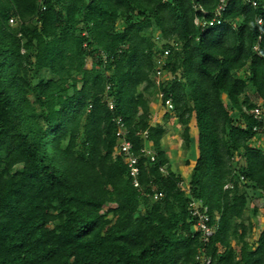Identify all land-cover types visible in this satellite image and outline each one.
I'll return each instance as SVG.
<instances>
[{"label": "trees", "instance_id": "trees-1", "mask_svg": "<svg viewBox=\"0 0 264 264\" xmlns=\"http://www.w3.org/2000/svg\"><path fill=\"white\" fill-rule=\"evenodd\" d=\"M217 2L0 0V264H264V202L256 233L245 217L247 189L264 200V152L250 144L261 123L245 94L264 103V0H229L220 23L195 25L196 7L207 19ZM164 49L170 76L156 84ZM157 89L185 145L195 115L187 185L149 122ZM113 116L138 152L135 177L113 154ZM144 131L153 160L139 153Z\"/></svg>", "mask_w": 264, "mask_h": 264}, {"label": "built area", "instance_id": "built-area-1", "mask_svg": "<svg viewBox=\"0 0 264 264\" xmlns=\"http://www.w3.org/2000/svg\"><path fill=\"white\" fill-rule=\"evenodd\" d=\"M229 0H218L217 5L215 9L211 13L210 18H205L204 16L207 14V11H205L201 7H196L198 11L201 13V15L196 14L194 18L195 25L204 28L208 26H213L217 23H220L221 21V13L225 9L227 3ZM252 4H255L254 2ZM9 22H13V18L9 19ZM262 22V18L257 19V23L260 24ZM169 50L164 49L162 56H156L155 57V63L154 67L156 69V75H160L161 73H164L163 66L166 63V56L168 55ZM102 62L104 65L108 63V58L105 55H102ZM159 80L156 81V84H159ZM108 86L106 87V90H108ZM106 93V92H105ZM102 96V100L106 103L109 110H114V102L112 100L111 95L105 94ZM159 97L162 100V92L159 91L158 93ZM110 96V97H109ZM163 105L166 107L167 110L172 109L173 104L171 102L170 98H166L162 100ZM252 116L258 120L261 125L260 126H254V130L257 132V135L260 136L263 135L264 130V104L262 103H256V105L250 110ZM113 122L115 125V135H116V145L114 147L113 154L120 155L127 166L129 167V174L133 177H135L138 173V166H137V160H138V152L134 151L133 145L131 140L128 137V130L126 125L124 124L121 116H113ZM262 133V134H261ZM140 137L143 142V146L140 148L139 153L143 154L145 156H148L150 160H153L154 158V151L151 149L149 143L147 142V134L146 132L140 133ZM255 146V145H254ZM264 152V149H262ZM163 170V168H161ZM134 185H137L135 178L133 179ZM201 200H197L191 197V199L188 202V209L192 214L193 220L195 221L194 228L200 230L202 233L204 239L207 240V237L210 236L213 232L212 226L207 224L208 216L204 211L199 210V203ZM205 262L208 263L209 259H205Z\"/></svg>", "mask_w": 264, "mask_h": 264}, {"label": "crops", "instance_id": "crops-1", "mask_svg": "<svg viewBox=\"0 0 264 264\" xmlns=\"http://www.w3.org/2000/svg\"><path fill=\"white\" fill-rule=\"evenodd\" d=\"M194 22V20H193ZM195 24V23H194ZM157 37V36H155ZM165 73H168L166 70H164ZM251 93H248V92ZM157 97H159L158 93L159 90L157 89ZM245 94L249 96L250 100L251 99V95L253 94L255 95V99L257 98V101H255L254 106L256 105V103H263V101L257 97L255 91L253 90V88H251L250 86L246 87L245 89ZM154 96H150L148 99V105H149V122L151 124H155V123H160L163 127H164V134L163 137L161 138V147L162 149L165 151L168 160H169V165H170V169L172 171H174L175 173H178L181 175L183 182L184 183H188L189 178H190V173H191V169H192V165L194 164V161L197 157L198 151H197V127H196V121H195V115L194 113L192 114V117L190 119L189 125H190V141L188 145H185V143L182 142H177L180 139H178V135L176 134H172V132L174 130H180L181 131V124L178 121V118L172 114H170V110H165V112H161V104L162 100L159 97V103L158 101H154ZM156 100V99H155ZM161 102V103H160ZM155 104V105H154ZM152 120L155 121L152 122ZM169 125H171V127L173 126V130L172 131H167V127H169ZM175 133V132H173ZM184 145H183V144ZM177 144V145H176ZM176 145V146H175ZM178 146V147H177ZM152 149V148H151ZM177 149V154L178 157H180L179 161H181V158H183L182 160L184 161L183 164L176 162V167H172V163L173 160L171 158V156L169 155V150H174Z\"/></svg>", "mask_w": 264, "mask_h": 264}, {"label": "rangeland", "instance_id": "rangeland-1", "mask_svg": "<svg viewBox=\"0 0 264 264\" xmlns=\"http://www.w3.org/2000/svg\"><path fill=\"white\" fill-rule=\"evenodd\" d=\"M15 23H16V21H15V19L13 20V22H11V24L12 25H15ZM155 33H153V36L155 37L156 36V34L154 35ZM87 65L89 66L90 65V61L89 60H87ZM169 73H161L160 75H156L155 74V81H157V80H159L160 79V81H163V80H165V79H168L169 78ZM143 84L142 85H140V87H139V89H143ZM106 93L105 94H107V95H109V93H110V89H108V90H106L105 91ZM248 93H251L250 91L248 92ZM251 95V99H252V101L253 102H255V101H257V98L255 99V95H253V94H250ZM150 96H154L153 98H154V101H158V103H159V97H157V92L156 91H153L152 92V94L151 95H148L147 96V98L149 99V97ZM110 97V96H109ZM156 99V100H155ZM161 103V102H160ZM155 105V104H154ZM161 112H165V110H166V107L164 106V105H162L161 104ZM231 114L232 115H234V112H232L231 111ZM152 122H154L155 123V121L154 120H152ZM182 127V126H181ZM167 129V131H172L173 130V126L171 127V125H169V127H167L166 128ZM173 132H175V133H173ZM172 132V134H176V135H178L179 137H178V139H180L179 141H177V142H182V140H181V132H182V128H181V131L179 130H174ZM263 135H261L260 136V134H259V136L258 135H256V136H254L253 138H252V140L250 141V144H252V145H255V146H257V147H260V148H262V149H264V130H263ZM261 133V134H262ZM183 144V143H182ZM177 145V144H176ZM175 145V146H176ZM184 145V144H183ZM178 147V146H177ZM242 152V151H241ZM241 152H239V153H237L238 155H235L234 157H233V159H234V161L236 160L237 161V163L240 165L241 163H242V161H241V159H240V155H241ZM240 154V155H239ZM169 155L171 156V158H172V160H173V163L171 164L172 165V167H176V162H179V163H181V164H183L184 163V161L182 160L183 158H181V161H179V159H180V157H178V154H177V149H174V150H169ZM193 166V165H192ZM184 183V182H183ZM186 184V183H185ZM187 185V184H186ZM253 193H254V190H252V189H247V195L249 196V201H248V204H247V207H246V209H245V217L246 218H250L251 219V221H252V225H253V228H252V230L254 229V233H256L260 228H261V224H262V219H261V209H262V207H263V202H264V200H263V198L262 197H259V196H253ZM155 197V196H154ZM257 209V212L256 213H254L253 212V210L254 209ZM254 236H255V234H254ZM248 239L250 240V241H252L253 240V237L251 236V237H248ZM232 245L236 248L237 247V241L236 240H233L232 241Z\"/></svg>", "mask_w": 264, "mask_h": 264}]
</instances>
